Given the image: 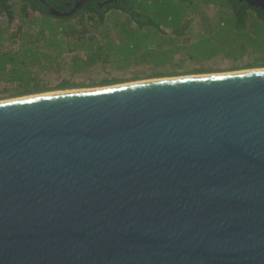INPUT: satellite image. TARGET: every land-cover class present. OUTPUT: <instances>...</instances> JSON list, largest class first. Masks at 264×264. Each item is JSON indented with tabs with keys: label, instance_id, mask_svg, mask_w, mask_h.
I'll return each mask as SVG.
<instances>
[{
	"label": "water",
	"instance_id": "1",
	"mask_svg": "<svg viewBox=\"0 0 264 264\" xmlns=\"http://www.w3.org/2000/svg\"><path fill=\"white\" fill-rule=\"evenodd\" d=\"M0 264H264V69L0 101Z\"/></svg>",
	"mask_w": 264,
	"mask_h": 264
},
{
	"label": "trees",
	"instance_id": "2",
	"mask_svg": "<svg viewBox=\"0 0 264 264\" xmlns=\"http://www.w3.org/2000/svg\"><path fill=\"white\" fill-rule=\"evenodd\" d=\"M22 1L14 8L0 0V101L211 74L210 65L224 60L232 63L228 72L264 69V57L243 61L247 53L264 55V10L238 0H118L105 7L90 0L65 17ZM210 6L214 16L206 12ZM176 54L193 67L179 72ZM92 68L105 76L88 86Z\"/></svg>",
	"mask_w": 264,
	"mask_h": 264
},
{
	"label": "rangeland",
	"instance_id": "3",
	"mask_svg": "<svg viewBox=\"0 0 264 264\" xmlns=\"http://www.w3.org/2000/svg\"><path fill=\"white\" fill-rule=\"evenodd\" d=\"M9 1H10L9 5L11 7H14V8H15L16 5L20 4V2H21V0H9ZM206 12L210 16H214L217 11H216L215 8L210 6V7L206 8ZM1 19H3V21L7 22L6 17L5 18L3 17ZM196 30L198 31L199 27H197ZM263 57H264V55H261V54L247 53L243 57V61H244V63H252V62H255V61L256 62L259 61ZM179 60H180V55L176 54L174 56V58L172 59V62L175 64V66H177V70L179 72H181L182 74L193 67V63L192 62L185 61V62L181 63ZM210 66H211V69L214 71V73H211V74H223V73H229L228 70L231 68L232 63H230L229 61L224 60V61H219V63H216V64L213 63ZM145 69H143V71H149L150 70L148 67H146ZM140 70L141 69L135 70V72L137 73V71H140ZM226 70H227V72H218V71H226ZM253 70H255V69H253ZM244 71H246V70H244ZM90 74H91L90 76L86 77L88 86L100 83L101 80L103 79V77L105 76V74L103 72H101V70L99 71L98 69H95V68H92L90 70ZM141 74H144V73H141ZM189 76H193V75H189ZM56 79L58 81H60L61 77H56L53 80H56ZM144 81H147V80H144ZM138 82H143V81H138ZM55 84H57V82H52L53 86H56ZM127 84H130V83H127ZM95 88H102V87H95ZM88 89H93V88H83V89H73V90H88ZM73 90H67V91H73ZM55 92H59V91H55ZM25 97H27V96H25Z\"/></svg>",
	"mask_w": 264,
	"mask_h": 264
},
{
	"label": "flooded vegetation",
	"instance_id": "4",
	"mask_svg": "<svg viewBox=\"0 0 264 264\" xmlns=\"http://www.w3.org/2000/svg\"><path fill=\"white\" fill-rule=\"evenodd\" d=\"M22 1V0H21ZM106 1L108 0H100L97 3V5H101V4H104ZM9 0H8V5H9ZM23 2V1H22ZM56 2H58L59 4H57L56 6H52L49 2H47V0H24V3H26L29 7L32 5L33 6V3L35 5H38V4H41L44 8H46L49 12V9H54L60 13H68L70 12L73 8H74V5L76 2L78 1H74V0H70V1H64V0H56ZM113 3H117L116 1H114ZM112 3V4H113ZM110 5V4H109ZM10 6V5H9ZM66 7L68 10L67 11H64V10H60L62 9V7ZM107 6V5H106ZM11 7V6H10ZM105 7V6H104Z\"/></svg>",
	"mask_w": 264,
	"mask_h": 264
},
{
	"label": "bare ground",
	"instance_id": "5",
	"mask_svg": "<svg viewBox=\"0 0 264 264\" xmlns=\"http://www.w3.org/2000/svg\"><path fill=\"white\" fill-rule=\"evenodd\" d=\"M170 79V78H169ZM143 82H147V81H143ZM76 91V90H75ZM54 93H59V92H54Z\"/></svg>",
	"mask_w": 264,
	"mask_h": 264
}]
</instances>
